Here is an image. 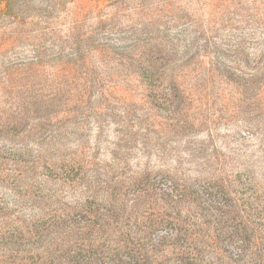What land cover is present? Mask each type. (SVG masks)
<instances>
[{
	"label": "rangeland",
	"instance_id": "374dc122",
	"mask_svg": "<svg viewBox=\"0 0 264 264\" xmlns=\"http://www.w3.org/2000/svg\"><path fill=\"white\" fill-rule=\"evenodd\" d=\"M0 264H264V0H0Z\"/></svg>",
	"mask_w": 264,
	"mask_h": 264
}]
</instances>
